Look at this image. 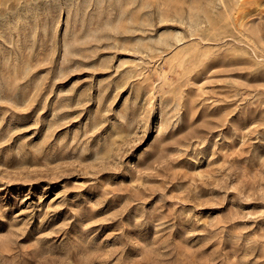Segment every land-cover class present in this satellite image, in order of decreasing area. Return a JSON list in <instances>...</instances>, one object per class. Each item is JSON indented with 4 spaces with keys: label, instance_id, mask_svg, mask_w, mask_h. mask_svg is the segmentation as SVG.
<instances>
[{
    "label": "rangeland",
    "instance_id": "374dc122",
    "mask_svg": "<svg viewBox=\"0 0 264 264\" xmlns=\"http://www.w3.org/2000/svg\"><path fill=\"white\" fill-rule=\"evenodd\" d=\"M0 264H264V0H0Z\"/></svg>",
    "mask_w": 264,
    "mask_h": 264
},
{
    "label": "bare ground",
    "instance_id": "6f19581e",
    "mask_svg": "<svg viewBox=\"0 0 264 264\" xmlns=\"http://www.w3.org/2000/svg\"><path fill=\"white\" fill-rule=\"evenodd\" d=\"M232 6V5H231ZM231 8V7H230Z\"/></svg>",
    "mask_w": 264,
    "mask_h": 264
}]
</instances>
